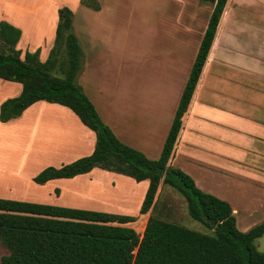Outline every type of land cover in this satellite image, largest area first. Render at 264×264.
I'll return each mask as SVG.
<instances>
[{
    "label": "crops",
    "instance_id": "0c3cea01",
    "mask_svg": "<svg viewBox=\"0 0 264 264\" xmlns=\"http://www.w3.org/2000/svg\"><path fill=\"white\" fill-rule=\"evenodd\" d=\"M29 1L35 4L38 0ZM138 1L144 5H155L159 10L171 8L172 11L170 21L173 32L166 35L171 45L168 46L162 39L159 52L161 60L157 67H162L167 56L175 58L176 65L187 58L180 79H172L167 84L163 83V79L158 81L162 83L159 94L170 91L172 83L177 84L168 99L173 100L169 117L171 125L213 4L210 3L206 10L208 17L202 20L196 11V7L205 4L200 0ZM24 2L22 0L21 3ZM98 3L100 9H91L92 15L102 11ZM29 6H21L16 0H0V20L21 29L17 43L21 55L26 50L33 52L39 48V59L44 61L53 45L59 6L55 5L49 13L43 11L41 14L40 8L30 9ZM82 52L83 70L78 73L77 82L102 121L110 125L124 144L141 151L149 159L159 157L170 125L165 126V131H155V117L152 122L140 113L139 122L134 119L131 123L134 117L125 115L127 124L119 126V119L113 120L109 108H106L105 98L101 104L105 106L103 110L97 103L99 100L89 90L87 76L93 55L83 49ZM170 84L171 88L168 87ZM21 88L18 82L0 78V104L7 98L19 95ZM160 102L162 104L164 100ZM228 129L232 130L231 135ZM229 137H232L231 141L235 145V141L242 145V154L245 149L243 140L258 144L253 146V154L247 159L254 160L255 166L247 160L242 162L243 165L238 161L231 162L236 159L237 152L235 149L229 150ZM94 144L95 133L69 107L58 103L39 100L28 106L20 116L6 122L0 121V198L117 214L130 213L128 215L136 217L144 215V227L148 214H139V205L130 212H124L106 205L89 207L71 202V199L80 193L78 183L93 185L104 178L112 186L123 178L137 186L144 184L145 194L147 179L136 181L132 177L94 167L87 173L71 178L51 179L43 184L33 181V176L47 166L59 167L91 154ZM149 153L154 155L150 156ZM168 163L188 174L202 191L229 202L233 215L236 206H240H235L233 200L244 198L248 193L258 196L256 208L264 212V2L261 0L226 1L191 99L181 117V127ZM4 177L8 179L6 184ZM232 184L240 190L233 199L225 193L226 186Z\"/></svg>",
    "mask_w": 264,
    "mask_h": 264
},
{
    "label": "trees",
    "instance_id": "16d2710c",
    "mask_svg": "<svg viewBox=\"0 0 264 264\" xmlns=\"http://www.w3.org/2000/svg\"><path fill=\"white\" fill-rule=\"evenodd\" d=\"M79 1L100 9L98 0ZM200 1L213 7L157 159L120 141L77 82L83 52L72 29L73 12L67 6L57 9L53 45L44 61L39 59V48L21 55L17 48L21 29L0 20V78L22 86L19 95L0 104V121L20 116L39 100L69 107L95 133L94 149L59 167L43 168L33 176L34 182L71 178L94 167L136 181L147 179L139 214L154 208L159 185L170 186L184 197L188 215L212 233L148 213L139 235L125 225L137 219L134 215L0 198V242L8 250L2 264H264V252L254 244L264 234V218L246 231L239 230L229 202L202 191L188 174L168 163L227 0ZM61 50L63 66L58 65ZM63 67V77L51 74Z\"/></svg>",
    "mask_w": 264,
    "mask_h": 264
},
{
    "label": "rangeland",
    "instance_id": "374dc122",
    "mask_svg": "<svg viewBox=\"0 0 264 264\" xmlns=\"http://www.w3.org/2000/svg\"><path fill=\"white\" fill-rule=\"evenodd\" d=\"M18 1L24 7L29 4L30 9L40 8V14L43 11L49 13L55 5L67 6L72 10V29L80 40L82 49L93 53H91L93 55L91 58L92 66L87 76L89 90L99 100L97 103L101 109L104 110L106 106L109 108L113 120L114 118L119 119L117 122L119 126L127 124L124 121L125 115L134 117L133 120H130L131 123L134 119L139 122L140 113L152 122L155 117V131L162 132L165 126L170 125L169 117L171 116L173 100L168 101V99L172 96V89L175 90L174 87L177 84L172 83V88L170 84L168 86L171 88L170 91L159 94L162 83L158 81L163 79V83L167 84L172 79H180L187 63L186 58V60H180L181 63L176 65L175 58L167 56L164 58L162 67H157L161 60L159 52L162 39L168 46L171 45L170 38L166 36L173 32L170 21L171 8L159 10L154 7V3V6H150V3L144 5L140 4L138 0V2L135 0H98L102 11L97 15H92L93 10L82 5L79 0H38L35 4H31L28 0H25L24 4L21 3L22 0ZM18 1L16 0V2ZM261 1L264 2V0ZM39 4L40 7H38ZM202 6L196 7V11L198 17L203 20L208 17L206 10L210 3L202 4ZM27 29L30 30L31 28ZM64 58V51L61 50L59 66H63ZM64 69V67L63 69L56 68L51 74L61 78ZM81 70L83 69L81 68L79 72ZM99 91H102V94ZM146 93L149 95L147 96ZM105 95H108L109 98ZM103 97L105 98V106L101 105L104 101ZM162 99L164 103L161 104ZM167 101L168 104L165 105ZM105 124L110 126L107 122ZM130 131L132 132L133 129L131 128ZM228 133L231 135L232 130L228 129ZM231 139L232 137H229L228 141ZM155 140H158V137H155ZM235 142L236 145L233 141L228 143L229 150L235 149L237 152L236 159L231 160V162L236 163L238 161L243 165L242 162L253 154V146L258 144L243 140L245 149L242 154V145L238 141ZM149 155L153 156L154 154L149 153ZM155 157L151 159H157L158 156ZM249 161L255 166L254 160L249 159L246 162ZM3 180L4 184H6L5 181H8L5 177ZM78 185L81 186H79L80 193L75 194L71 202L82 203L81 205H88L89 207L106 205L120 208L124 212H130L138 205L140 206L144 195V184L137 186L124 178L118 180L114 186L107 181V178L93 185H85L83 182L78 183ZM207 185L209 186L208 183ZM238 191L240 190L235 184L226 186L225 189L226 195L232 199L239 195L237 194ZM154 201L155 206L148 213L192 230L206 234L212 233V230L204 223L194 220L188 215L184 197L173 187L162 186L158 188ZM233 204L235 206L236 204L240 205L239 207L236 206L234 216L237 227L241 231L248 230L264 218L263 209L259 211V208H256L258 204L257 195L248 193L244 198L237 197V200H233ZM143 216L137 215L134 222L125 225L132 227L141 235L145 222L143 221L145 216ZM254 244L258 250L264 252V234L255 239ZM7 254L8 250L0 242V264H2V256Z\"/></svg>",
    "mask_w": 264,
    "mask_h": 264
}]
</instances>
